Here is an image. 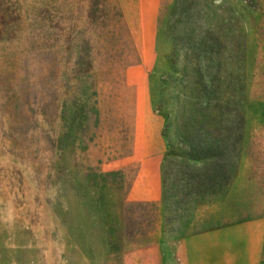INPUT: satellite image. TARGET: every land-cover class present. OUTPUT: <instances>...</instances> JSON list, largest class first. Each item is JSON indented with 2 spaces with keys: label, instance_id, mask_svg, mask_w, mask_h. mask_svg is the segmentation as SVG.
Listing matches in <instances>:
<instances>
[{
  "label": "rangeland",
  "instance_id": "374dc122",
  "mask_svg": "<svg viewBox=\"0 0 264 264\" xmlns=\"http://www.w3.org/2000/svg\"><path fill=\"white\" fill-rule=\"evenodd\" d=\"M264 216V0H0V264H179Z\"/></svg>",
  "mask_w": 264,
  "mask_h": 264
},
{
  "label": "crops",
  "instance_id": "0c3cea01",
  "mask_svg": "<svg viewBox=\"0 0 264 264\" xmlns=\"http://www.w3.org/2000/svg\"><path fill=\"white\" fill-rule=\"evenodd\" d=\"M179 264H264V216L186 236Z\"/></svg>",
  "mask_w": 264,
  "mask_h": 264
}]
</instances>
